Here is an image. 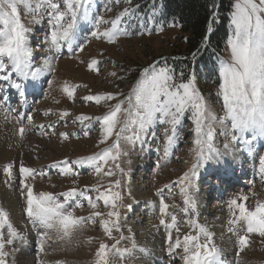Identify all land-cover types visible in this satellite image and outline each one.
<instances>
[{"label":"rangeland","instance_id":"374dc122","mask_svg":"<svg viewBox=\"0 0 264 264\" xmlns=\"http://www.w3.org/2000/svg\"><path fill=\"white\" fill-rule=\"evenodd\" d=\"M230 2L227 37L221 54L213 60L207 56L209 59L204 60L205 67L193 68L190 71H185L178 65L180 60L185 58L177 50V47L182 48V45L175 38L176 30L172 28L163 30L154 19L153 22L145 24L138 18L122 16L119 27L127 35L119 36L112 43L103 37L99 39L93 37L91 32L96 30L93 24L81 21L73 41V51L69 52L67 44L61 42L62 47L59 53L61 54L63 49L64 55H59L55 50L49 51L52 31L48 22L49 17L42 14L40 23H33L32 16L23 6H20L22 23L30 29L27 36L28 47L32 50L31 70L43 67L45 61L50 60L51 71L45 70V74L38 77V79L46 80L45 96L37 101L35 108L29 113L31 119L28 117L23 126V134L20 132L21 126L17 125L15 117L7 118L9 121L6 123L7 126L0 122V140H3V143L8 147L7 150L14 152L17 150L14 153V160L0 162V208L8 213L9 222L22 237V239H14L12 244H7L6 241L11 238L9 230L7 226L0 229L5 241L4 251L7 255L4 259L6 264H58V262L59 264H94L96 252L101 243L109 246L108 264H137V260L139 262L140 258L142 259L139 264H153L154 262L185 264L182 259V249H176L171 255L169 254L168 236L171 232H177L176 239L179 237L182 241L184 235L190 234L199 236L203 243L206 237L200 233L201 227L211 235L212 243L219 250L222 246L220 259L223 264H264V237L257 234L263 242L256 243V240L246 233V225L243 221L237 224L229 223L235 218L233 214L238 216L239 213L237 209L230 207V203L219 204L221 200L219 191L207 193L205 201L206 207L209 208H206L207 215L204 213L206 211L201 210L198 212L202 215H196L198 208L195 207L203 205L200 196L198 197L203 193L201 189L209 190L210 188L206 185L208 184L210 187L214 185L209 182L204 184L205 174L211 169V164L216 165L214 162H210L200 169L199 178H191L190 186L187 182L179 183L180 178L189 172L195 162V153L193 152L195 125L191 119V113L185 112L181 122L176 126L174 143L169 148L167 155L164 153L165 131L167 130L168 135H172L170 125L157 122L140 132L138 126L132 123L136 119L137 112L134 89L144 79V70L151 69L153 66L157 69L163 67L170 69L177 82H187L189 78H194V86L204 98L208 109L218 118L225 116L223 100L217 95L220 83L218 68L220 59L230 60L227 41L233 34L231 16L236 0H230ZM256 2L258 3L259 0ZM110 4L108 0H91L89 21L96 16H103L109 22L115 19L117 12L111 10ZM109 28H111L110 23L101 24L99 32L103 33ZM92 60H96L97 64L90 68ZM5 63L7 64V58H5ZM11 79L17 83L24 81L15 73L12 74ZM48 81L52 82L51 85ZM65 84L70 89H74L71 98L63 90ZM107 94H111L113 99L102 100L99 104L85 99L87 96ZM117 104L122 106L123 111L119 114L120 125L115 131L119 132L124 121L128 120L119 139V149H113V155H118V159L109 160L107 164L98 161L103 169L99 175L88 165L84 167L85 165L72 164L74 160L86 159L102 153L104 150L112 148L117 142L114 132L111 137L101 143L103 139L101 124L95 119L103 117ZM65 112L68 115H63ZM81 117H92V119L82 121ZM43 124L45 126L42 129L43 132L39 133L38 128ZM61 134H66L68 138L65 139ZM50 146L54 151H50ZM209 146L215 153L218 152L219 158L222 153L220 148L222 151L237 150L243 156L248 153L249 156H244L249 162L247 169H243L246 174L241 176L244 179H239L242 184L235 183L234 186V183H231L229 187L236 190L237 186V191H241V193H234L233 196L235 197L233 199L238 203L242 202V196L248 197L247 201H243V203L249 210L254 211L258 203H264V173L260 172V160L264 158V137L254 136L250 132H234L230 127V121L225 120L212 125V138L203 147L207 151ZM131 158H135V162L141 159L147 161L146 167L142 168L141 180L136 174L140 169V164L134 165ZM65 160L71 166L72 174L63 175L58 168H51L52 165ZM221 164L226 167L224 161H221ZM232 165L234 166L235 163ZM8 166H11V177L5 173V168ZM243 166H245V162H243ZM21 167L32 169V176L25 178L24 174L20 172ZM50 168L52 172L49 171ZM87 168L91 169V172L79 173L81 169ZM109 170L112 175H105ZM246 175L248 178H245ZM228 179L233 178L229 177ZM117 181H119V187L115 186ZM217 181L220 182V179L217 178ZM22 182L32 187L34 194L48 192L61 203L64 202L61 193H66L73 188L78 192L85 191L93 198L96 207L92 208L87 200L79 196L68 201L67 210L72 211L74 216L85 218V221L72 233L70 238L59 239L54 230H45L39 226V230L35 232L36 228L33 227L26 214V190L22 188ZM109 186H111L112 192H119L122 197L117 201L115 209L119 213V230L117 231L116 227L110 224L109 227L112 229L110 236L104 231L101 221H114L115 217L107 215L113 209L110 205L106 207L102 199H96L99 192L105 191ZM136 187L141 188L137 195L134 193L137 192ZM182 188H185L186 192H182ZM230 188L224 185L222 190L227 192L231 190ZM216 189L217 187L211 189L210 192H214ZM235 190L233 191L236 192ZM4 193H9V195L2 198ZM189 197L195 202L194 208L185 203ZM198 199L200 200L199 204ZM161 200L168 205L167 214H161ZM77 204L80 206L77 207ZM215 208L222 209L224 213V223L219 225L216 232L215 228L218 223H212L214 227L211 225V221L215 219ZM95 212H99L101 215L95 216ZM173 216L176 220L175 227H166L165 225L172 224ZM161 219L165 221V225H161ZM230 229L239 230V236L232 237L235 234ZM221 230L223 233L225 231L223 236ZM45 231L48 232V236L43 241L44 250L41 251L40 236ZM33 232L36 235L34 245L31 236ZM155 233L156 240L149 242L147 234ZM240 236L248 237V245L243 251H240ZM117 241H119L118 249L127 250V254L123 257L118 255L115 249H112V245ZM26 244H28V250ZM172 258L175 259L174 262Z\"/></svg>","mask_w":264,"mask_h":264},{"label":"snow or ice","instance_id":"6c2138e0","mask_svg":"<svg viewBox=\"0 0 264 264\" xmlns=\"http://www.w3.org/2000/svg\"><path fill=\"white\" fill-rule=\"evenodd\" d=\"M116 2L119 3V0ZM90 3L91 0H0V26H2L0 27V73H2L0 80L8 82V86L17 89L23 96L24 85L12 82L13 73L21 80L30 78L35 81L39 76L45 74V70L51 71L50 60H46L43 67L34 71L31 70L32 50L28 47L27 36L30 29L22 23L19 12L20 6H23L32 16L33 23H40L42 14L49 17L48 22L52 27L49 51L55 50L56 53L60 52L61 42L67 44L69 52L73 51V41L81 21L91 22L96 29L91 32V35L97 39L103 37L109 43L115 42L121 35H127L119 27L121 17L127 14V9L110 22L106 21L103 16L93 17L89 21ZM108 3H112V0H108ZM233 8L234 11L231 16L233 34L227 41L230 49V60L220 59L218 68L220 83L217 95L223 100L224 117L218 118L208 109L204 98L194 86V78H189L187 82H177L172 71L166 67L157 69L153 66L151 69H145L144 79L134 89L137 112L136 119L132 123L138 126L140 132L157 122L171 126L172 135H168L167 130L165 131V155L168 154L169 148L174 143L176 126L181 122L185 112L191 113V119L195 125L193 141L195 162L189 172L180 178V184L187 182L190 186L191 178H199L200 169L210 162L220 163L218 153H215L210 146L207 151L203 147L212 138V125L214 123L227 120L230 121V127L234 132H250L254 136L264 137V0H259L258 3L256 0H236ZM107 10L110 11V9ZM105 23H110L111 28L100 33L99 27ZM80 50L82 51L83 48L81 47ZM5 58H7V64ZM96 64L97 61L92 60L89 67L92 68ZM48 83L51 85L52 82L48 81ZM63 90L69 98L72 97L74 89H70L65 84ZM85 99L99 104L102 100H110L113 97L111 94H107L87 96ZM122 111V106L117 104L103 117L95 118L101 124L103 134L101 143L115 132L117 142L112 148L86 159L74 160L72 164L88 165L99 175L103 169L98 161L107 164L109 160L118 159V155H113V149H119L121 133L128 124V120H125L120 131H115L120 125L119 114ZM63 115L66 116L68 113L65 112ZM80 119L83 121L92 119V117H81ZM23 131L20 129L21 134ZM61 135L65 139L68 138L66 134ZM51 167L58 168L63 175L72 174V168L67 160ZM117 167L119 166L117 165ZM20 172L27 178L32 176L33 170L21 167ZM260 172L264 173V158L260 160ZM5 173L11 177V166L5 168ZM105 175H112L111 170ZM115 186L119 187V181L116 182ZM22 188L26 190V214L33 227L39 226L45 230H54L59 239L70 238L72 233L85 221L84 217L74 216L72 211L67 210L66 206L70 199L79 196L87 200L92 208L96 207V203L90 195H87L85 191L78 192L75 188L60 194L64 197L63 203L48 192L34 194L33 188L27 183L22 182ZM181 191L186 192V189L182 188ZM96 199H102L106 207L110 205L113 209L107 215L115 217V220L101 221L104 231L110 236L112 230L109 227L110 224L115 226L117 231L119 230V213L115 209L117 208V201L122 199L121 194L112 192L111 186H109L105 191L99 192ZM247 199V196H242L241 203L235 199L231 200L230 207L237 209L239 215L236 216L234 213L235 218L229 223L237 224L243 221L247 233H256L264 237V203H258L253 211L249 210L243 203ZM185 203L195 207V202L190 197L186 199ZM76 206L79 207L80 205L77 204ZM167 208L168 205L161 200L160 211L162 215L167 214ZM94 215L100 216L101 213L95 212ZM160 223L165 225L163 219L160 220ZM175 223L176 220L173 216L172 224L165 226L172 228L175 227ZM5 226H7L11 237L6 241L7 244H12L14 239H22L9 222L8 213L0 208V229ZM200 233L206 237L203 243L199 236L190 234L184 235L182 241L178 237L173 243L172 236L169 234V254L171 255L176 249H182V259L185 264H223L220 259L221 252L212 243L211 235L203 227L200 228ZM47 236V231L40 236L41 251L44 250L43 241ZM117 244L119 241L112 245V249H115L117 254L123 257L127 254V250L118 249ZM239 244L240 251H243L248 245V237L240 236ZM4 248L5 241L2 233H0V264H6L4 257L7 253ZM109 251V246L101 243L96 252L94 264H108Z\"/></svg>","mask_w":264,"mask_h":264},{"label":"trees","instance_id":"16d2710c","mask_svg":"<svg viewBox=\"0 0 264 264\" xmlns=\"http://www.w3.org/2000/svg\"><path fill=\"white\" fill-rule=\"evenodd\" d=\"M110 7L113 12H117V16L127 9V14L124 16L138 18L145 24L153 22L154 19L163 30L167 28L176 30L175 38L182 45V48L177 47V50L185 58L180 60L178 65L185 71H190L193 68L205 67V59L210 57V60H213L221 54L227 37L231 2L230 0H119L117 3L116 0H112ZM215 11V16L211 18ZM210 19H212L211 32L205 43Z\"/></svg>","mask_w":264,"mask_h":264},{"label":"bare ground","instance_id":"6f19581e","mask_svg":"<svg viewBox=\"0 0 264 264\" xmlns=\"http://www.w3.org/2000/svg\"><path fill=\"white\" fill-rule=\"evenodd\" d=\"M35 37V36H34ZM37 37V36H36ZM37 39V38H36ZM32 63L34 64V62L32 61ZM0 122L2 123V125H6V123H7V118L3 115V113L0 111ZM40 120V119H39ZM9 122V121H8ZM43 122V121H42ZM44 125V124H43ZM7 126V125H6ZM41 126V125H40ZM1 129V128H0ZM5 132H7L6 130H5ZM4 133V132H3ZM4 135V134H3ZM10 138V137H9ZM6 141V140H5ZM7 142V141H6ZM11 143V142H10ZM149 144V143H148ZM211 144V146L213 145L212 143H210ZM153 146H154V144H152ZM144 146V145H143ZM15 147V146H14ZM13 147V148H14ZM145 147H146V145H145ZM152 147V146H151ZM212 147H214V145L212 146ZM8 149V147H6V145L3 143V140L1 141L0 140V162H6V161H8V160H14V153L15 152H17V150L14 152V151H10V150H7ZM11 149H12V147H11ZM50 151H54L53 150V147H51L50 146ZM48 149V150H49ZM151 149V148H150ZM220 151L222 152L221 153V158H220V163L219 164H217V163H215L216 165H214V164H211V169H212V171H213V173L216 171V169L217 168H219V169H223V171H224V173L225 174H228L229 175V177L231 178H233L234 177V172H235V168L237 167V169H238V172H239V174H240V176H244L245 174H246V172H243V169L244 168H246V166H243V162H245L246 163V161H244V158L240 155V153H239V151H237V150H234V151H222L221 150V148H220ZM21 153V152H20ZM218 153V152H217ZM16 154H18V153H16ZM137 155V154H136ZM139 155V154H138ZM141 155V154H140ZM142 156V155H141ZM146 156V155H145ZM136 157V156H135ZM132 159V158H131ZM139 159V158H138ZM132 163H134V165L136 164V163H138V164H140V169H138V172L136 173V174H138L139 175V179H140V177L142 176V174H141V172H142V168H145L146 167V160H144V159H141V160H139V161H137V162H135V158H133L132 159ZM221 161H224L225 162V165H226V167L225 166H222V164H221ZM149 163V162H148ZM233 163H235V168H234V166L232 165ZM233 166V168H232V166ZM229 166V167H228ZM139 167V166H138ZM235 169V170H234ZM246 170V169H245ZM212 175V174H211ZM222 177L224 178V179H228L227 177H225L224 175H222ZM213 179H215L213 176H210L209 178H206V182H209V183H212L213 182ZM234 179V178H233ZM141 180V179H140ZM221 181L219 182V185H221ZM212 184H214V183H212ZM199 188V186H196V188ZM201 187V186H200ZM215 187H218L217 185H213L212 187H210V190L211 189H213V188H215ZM139 189H141V188H137L136 187V191L137 192H134V190H133V192L135 193V195H137L139 192H138V190ZM202 190V195L200 194V195H198V197L200 196V200L203 202V205L202 206H199V207H195V208H198V209H196V214L197 215H199L200 216V212H198V211H206V212H204V213H206V215H207V212H208V210H206V206H207V204H206V198H207V191L206 190H203V189H201ZM235 191H237V188H236V190ZM264 192V191H263ZM1 194V193H0ZM229 194H231V193H229ZM263 194V193H262ZM9 195V193L7 194V193H4V194H2V198H5L6 196H8ZM10 197V196H9ZM9 199V198H8ZM14 199V198H13ZM198 199V200H199ZM6 200V199H5ZM143 200H144V198H143ZM146 200V199H145ZM200 200H199V202H198V204L200 203ZM15 201V200H14ZM13 201V202H14ZM150 202V201H149ZM6 203H8L7 201H6ZM15 203V202H14ZM13 203V204H14ZM147 203V202H146ZM13 204H11V205H13ZM149 204V203H148ZM147 204V205H148ZM206 204V205H205ZM8 205V204H7ZM6 205V206H7ZM9 206V205H8ZM150 206V205H149ZM196 206V205H195ZM12 208H13V206H12ZM15 208V207H14ZM148 208V207H147ZM220 208H222V207H220ZM220 208H215L214 210H215V214H214V221H211V225H212V223H214V222H216V223H218L217 225V228H215L216 230H215V232L218 230V228H219V225L220 224H222V223H224L223 222V218H224V213H223V210L222 209H220ZM207 209H209V208H207ZM16 210V209H15ZM13 211V210H12ZM203 213V214H204ZM209 213H211V211H209ZM15 214V213H14ZM213 214V213H212ZM202 215V214H201ZM136 219V218H135ZM203 219V217L201 218V220ZM208 223V222H207ZM131 224V223H130ZM207 226H209V225H207ZM213 226V225H212ZM133 228L135 227V226H132ZM210 227V226H209ZM208 227V228H209ZM214 227V226H213ZM144 229V228H143ZM222 229V228H221ZM135 230V229H134ZM137 230H139V229H137ZM166 231V230H165ZM175 231V230H174ZM212 231V230H211ZM222 231V236H223V234H225V231H224V233H223V230H221ZM150 232V231H149ZM214 232V231H213ZM139 233V232H138ZM161 233V232H160ZM247 233V232H246ZM144 234V233H143ZM142 234V235H143ZM166 234H167V231H166ZM171 234V236H172V241H174L175 239H176V236H177V232H171L170 233ZM250 235V237H252L254 240H256V243H260V242H263L259 237L260 236H258L257 234H253V233H249ZM148 235V236H147ZM145 234V236H147L149 239V242H152L154 239H155V237H156V233L155 234ZM218 235H219V233H218ZM248 235V234H247ZM144 236V235H143ZM214 236L216 237V234H214ZM224 236H227V235H224ZM143 238V237H142ZM222 238V237H221ZM227 238V237H226ZM219 239V238H218ZM147 240V241H148ZM156 240V239H155ZM250 242H251V239H250ZM147 243V242H146ZM252 243H254V242H252ZM142 244V243H141ZM153 245V244H152ZM224 245V244H223ZM252 245V244H251ZM154 246V245H153ZM159 246V245H158ZM218 246V245H217ZM142 247V246H141ZM148 247H150V246H148ZM155 247H156V245H155ZM224 247V246H223ZM28 248V244H26V249ZM30 248H31V245H30ZM220 248L222 249V246H220ZM142 249V248H141ZM219 249V248H218ZM220 249V250H221ZM28 250V249H27ZM158 249L156 248V251H157ZM135 251V250H134ZM161 252V251H160ZM73 253V252H72ZM151 253H153L152 251H151ZM79 254V253H78ZM137 254V253H136ZM150 254V253H149ZM26 255V254H25ZM135 256V255H134ZM152 256H154L153 254H152ZM149 257V256H148ZM151 257V256H150ZM138 258V257H137ZM158 258V257H157ZM142 258H140V260H141ZM149 259V258H148ZM140 260H139V262H140ZM151 260V259H150ZM153 260V259H152ZM143 261V260H142ZM149 261V260H148ZM139 262H138V260H137V264H139ZM154 262V261H153ZM135 264V263H134ZM147 264V263H146ZM153 264H158V262H154Z\"/></svg>","mask_w":264,"mask_h":264},{"label":"water","instance_id":"95a60500","mask_svg":"<svg viewBox=\"0 0 264 264\" xmlns=\"http://www.w3.org/2000/svg\"><path fill=\"white\" fill-rule=\"evenodd\" d=\"M215 13H216V11L213 13V15L211 16V18L215 16ZM211 20H212V19H210V21H209V29H208L207 35H206V37H205V40H204L205 43L207 42V39H208L209 34H210V32H211V24H210Z\"/></svg>","mask_w":264,"mask_h":264}]
</instances>
